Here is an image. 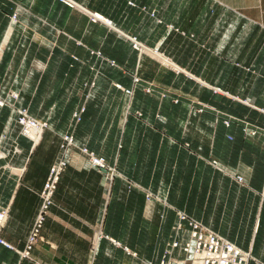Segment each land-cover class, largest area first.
<instances>
[{
    "label": "crops",
    "instance_id": "0c3cea01",
    "mask_svg": "<svg viewBox=\"0 0 264 264\" xmlns=\"http://www.w3.org/2000/svg\"><path fill=\"white\" fill-rule=\"evenodd\" d=\"M18 1L20 23L33 27L38 33H52L51 38L65 43L68 52L80 59L73 61L67 56L69 63L101 62L103 58L108 59V47L120 49L125 44L132 46L131 38L136 39L140 54L133 58L135 72L144 75L151 69L149 64H154L155 68L152 70L162 75L165 81L172 69H166L168 67H165V63L155 57L154 53H158L175 65L173 68L177 71L173 72L185 84L191 81L199 84L197 90L206 96L207 99L203 100L209 107L218 105L221 93L216 90L222 89V94L227 93L229 96L251 97L248 107L264 112V99L256 98L264 97V0H68L72 4L62 0ZM11 9V6L1 9L0 18L12 14ZM96 15L103 20L94 21L93 17ZM5 44L4 41L1 47ZM16 44L17 40L13 39L9 46L15 47ZM147 49L150 53L146 52ZM93 50L100 51L103 57L92 56L90 51ZM11 58L12 54L7 53L3 73ZM115 61L122 64L120 57L115 58ZM25 63L24 55H20L14 60L13 69ZM246 66L257 69L259 76L248 72ZM26 75V71L22 72L21 80H27ZM69 76H74L73 79L79 76L76 67L74 73L69 72ZM258 79L261 81L260 86H257L256 81L253 82ZM235 80L239 81L236 89ZM22 90L24 89H20L21 97L24 94ZM85 92L86 90L83 91ZM73 94L79 98L82 96L77 90ZM78 97L75 96L74 103L79 102ZM21 103L19 106L23 107ZM83 103L84 98L79 105L83 106ZM72 106L71 103H62L58 104L57 109L52 107L54 116L39 143L31 145L26 137H19L22 154L18 160H12L11 166L15 169L9 171L7 184L4 185L3 206L9 209V214L1 235L10 248L0 244V264H34L21 259L19 252L26 249L37 216L41 212V193L52 165L59 158L64 134H72L77 144L88 145L89 151L96 152L111 165L113 159L110 154L117 153L124 136L126 135V139L128 137L123 117L118 119L123 109L118 113V108L115 111L112 108L113 111H109L111 114L108 115L107 105L91 102L85 105L86 108L83 107L85 112L81 115V121L76 124V129L69 132V122L74 112ZM205 110L207 114L214 116L209 109ZM9 111L8 108H0V127ZM132 122V150L139 154L141 145L147 144L150 148L157 132L143 120L135 118ZM222 129L226 133L231 132V129ZM164 138L165 135L160 134L161 144L164 143ZM252 139L250 137L245 140L250 142ZM221 144L229 145L230 142L225 136H219L216 154ZM228 151L230 152L229 149ZM72 158V167L63 175L55 195V204L41 230L44 241L37 243L33 250L37 261L41 264H85L91 255V240L98 239L99 234H103L104 238L100 241L95 264H123L124 257L128 256L123 247L132 249V252L148 261L160 258L165 244L171 239L178 211H186L187 205L183 206L180 202L177 206L171 202L170 197L171 205L165 198H153L148 202L139 189H133L129 196L122 181H115L109 186V174L93 167L86 155L74 154ZM120 163L118 160L117 166ZM260 163L262 167L261 160ZM134 167L132 180L138 186L140 183L148 186L146 181L151 180V168L141 172L138 157ZM240 169L248 178L253 173L243 163ZM23 171V175L19 174ZM170 173V169L168 173L164 171L165 183H169ZM153 181L156 185V180ZM150 190L155 193L156 187L152 186ZM184 192L183 197L186 198V190ZM245 193L247 197L240 204L244 205L243 211L246 212L248 221L255 217L251 239L255 238V231L259 230L254 254L259 258L260 264H264V199L261 198L264 182L259 187L260 195L252 198L253 204L249 205V191L245 190ZM128 204L132 209L133 223L140 221L142 208L144 219L148 218V223L153 227V242L148 253L130 245L123 234L118 236L111 231L110 224L123 223V215H118L116 209L125 208ZM137 228L138 233L139 227ZM159 231L161 234L157 237ZM156 238L166 242L154 256ZM81 257H84L83 262Z\"/></svg>",
    "mask_w": 264,
    "mask_h": 264
},
{
    "label": "rangeland",
    "instance_id": "374dc122",
    "mask_svg": "<svg viewBox=\"0 0 264 264\" xmlns=\"http://www.w3.org/2000/svg\"><path fill=\"white\" fill-rule=\"evenodd\" d=\"M0 4V10L6 9L7 6L12 7V14L6 18H0V108L10 110L8 117L5 118L2 127H0V214L5 213L7 216L2 224L0 222V240L6 243L1 235L7 224L9 214V209L3 206L4 185L9 171L15 169L14 166H11L12 160H18L22 154L19 137H26L31 145L36 142L39 143L45 130L49 129L50 120L54 116L52 107L57 109L58 104L62 103L73 105L74 112L72 113V120L69 122V132H73L76 129V124L79 123L75 115L80 113L82 115L85 112L83 107L86 108L85 105L91 102L107 105L106 110L108 112L118 108L119 113L123 109L118 119L123 117L124 124L128 129V137L126 139V135L124 136L122 145H119V151L113 155L110 154L113 159L112 165L108 164L105 159L109 171L101 172L109 174V186L115 181H122L127 187L129 196L133 189H139L148 202L153 198L160 200L165 198L169 203L170 197L171 202L177 206L180 202L183 203V206L186 204V211L178 212L185 213L201 223L206 230L214 232L240 247L243 252L251 256L249 264H260L259 258L254 254V249L259 240V230L255 231L256 236L253 240L251 239L255 228V217L253 216L248 221L246 212L243 211L244 205L240 204V201L247 197L245 190L249 191V205L253 204L252 198L255 195H260L259 187L264 182V112L248 107L251 97L229 96L227 93L222 94V89H218L216 91L221 93L219 94L220 99L218 105L212 108L204 101L207 98L203 92L197 90L199 84L196 81L185 84L173 72L176 68L162 62L165 67H168L166 69H172L170 76L166 77L165 81H163L162 75L156 74L152 70L155 68L154 64H149L151 69H148L144 75L135 72L133 58L139 56L140 48L139 43L133 42L136 39L132 38V46L128 45V47L125 44L120 49L108 47V59L103 58L101 62L69 63L67 56L71 57L73 61L80 59L74 53L68 52L65 43L62 44V42L51 38L52 33H38L34 31L33 27L20 23L21 11L18 0H3ZM98 19L103 20L102 17ZM18 25H20L19 29L17 28ZM11 27L12 30L10 31ZM13 39L17 40V44L15 47H10V41ZM4 41L6 44L1 47ZM90 52L92 56L103 57L100 51L93 50ZM7 53H11L12 58L7 62L3 73ZM157 54L154 53L155 57ZM20 55H24L26 63L22 66L17 65L14 70V60ZM117 56L122 60V64L115 61ZM159 65L162 66V64ZM75 67L79 76L73 79L74 76H69V72L74 73ZM245 68L248 72L257 73L259 76L254 67L246 66ZM25 71L27 80L24 81L21 80V76L22 72ZM254 81H256L257 86H260L261 81L259 79ZM255 83L254 87L256 88ZM19 84L22 86L20 87ZM238 87L239 81L235 80L234 89ZM20 89H24L21 91L24 92L23 97L20 95ZM74 90H77L82 96L79 98L73 94ZM84 90H86L85 93H83ZM75 96L79 98V102L84 98L83 106H80L78 101L73 102ZM256 98L264 99V97ZM20 102H22L23 107L19 106ZM205 109H209L214 116L211 113L207 114ZM108 112L106 114L110 115L111 112ZM23 116L27 120L46 125L38 138H35L33 134L27 135L24 128L19 124ZM135 118L151 125L152 129L157 132L150 148L147 144L141 145L139 154L132 150V119ZM222 127L231 129V132L226 133ZM160 134L165 135L163 144L160 143ZM66 135L73 136L72 134H64L61 138L59 158L52 165L41 193V212L37 216L26 249L19 252L21 259L32 261L34 264H41L37 261L33 250L37 243L44 241L41 237V230L51 207L55 204V195L63 175L69 167H72V156L74 154L85 156L82 148L88 149V145L77 144L75 139L76 144L74 146L65 147L64 137ZM219 136H225L230 144H221L218 147L219 152L217 151L216 154ZM250 137L253 139L247 142L245 139ZM93 153L98 156L96 152ZM137 157L141 172L147 168L152 170L151 180L146 181L149 184L146 187L142 183L138 186V183L133 181L131 177ZM87 160L90 161V158L88 157ZM118 160L121 165L118 164L117 166ZM241 163L253 170L249 178L240 169ZM169 169L171 171L170 181L165 183L163 173L164 171L168 173ZM22 170L24 169L22 168ZM54 171H59L58 180L50 197H47L49 196L48 193H45L47 196H44V192L52 176H54ZM23 173L24 171L19 174L23 175ZM239 177L243 178V182H239ZM153 180H156V185ZM152 186L156 187L155 193L150 190ZM185 190L186 198L183 197ZM142 194L139 196L140 201ZM261 198L264 199V193H261ZM240 209L242 210L240 211ZM116 211L118 215H123V223L110 224L111 231L118 236L123 234L125 241L130 245L137 250L148 253L153 242L154 231L151 224L148 223V218L144 219L143 209L140 208L141 214L138 223L132 222L130 204L125 208H117ZM41 216L44 220L38 229V237L31 249H28L30 238L35 229L38 228L37 223ZM137 227H139L138 233L136 232ZM221 229H227L224 231L226 234L221 232ZM160 231L162 232V230ZM160 231L157 237L161 234ZM102 238L104 235L99 234L98 239L91 240V255L85 264H95L97 261L98 247ZM231 238H233L232 241ZM156 240L154 256L159 253L160 246L166 242L161 238H156ZM123 248L128 255L124 257L123 264H148L150 261L156 262L159 259L157 257L156 260L148 261L147 258L132 252V249ZM127 250L132 253H128ZM83 259L84 257H81L82 262Z\"/></svg>",
    "mask_w": 264,
    "mask_h": 264
},
{
    "label": "built area",
    "instance_id": "2783aa9c",
    "mask_svg": "<svg viewBox=\"0 0 264 264\" xmlns=\"http://www.w3.org/2000/svg\"><path fill=\"white\" fill-rule=\"evenodd\" d=\"M69 2L68 0H64ZM98 15L93 19L98 20ZM75 118L77 122L81 121V113L76 114ZM26 134H33L35 138L41 135L43 129L46 125L40 122L27 120L23 116L19 123ZM65 147L74 146L75 140L71 135H66L64 137ZM82 152L90 158V163L93 167L99 169L100 171L107 170L109 167L105 159L96 156L93 152L89 151L86 147L82 148ZM59 171H54L51 181L47 185L45 193H48L50 197L54 185L57 182ZM239 182H243V178H238ZM48 201V200H47ZM7 216L5 213L0 214L1 224L6 220ZM43 216L40 217L38 221V228L35 229L32 234L28 249H31L36 238L38 237V229L43 224ZM0 243L4 246L10 248V246L4 241L0 240ZM128 253H132L127 250ZM251 256L243 252L234 243L224 239L220 235L206 230L203 225L196 220L190 218L185 213H177V222L173 228V235L168 241L163 254L156 261L159 264H249ZM156 262H149L148 264H158Z\"/></svg>",
    "mask_w": 264,
    "mask_h": 264
},
{
    "label": "bare ground",
    "instance_id": "6f19581e",
    "mask_svg": "<svg viewBox=\"0 0 264 264\" xmlns=\"http://www.w3.org/2000/svg\"><path fill=\"white\" fill-rule=\"evenodd\" d=\"M94 18V17H93ZM97 18H101V17H97ZM135 44H138V43H136V41H133ZM146 51H148V50H146ZM148 53H149V51H148ZM156 57L159 59V60H161L163 63H165L166 65H169V66H171V67H173V66H175L174 64H172L171 63V61H169L168 59H166L164 56H162V55H156ZM36 144V143H35Z\"/></svg>",
    "mask_w": 264,
    "mask_h": 264
}]
</instances>
